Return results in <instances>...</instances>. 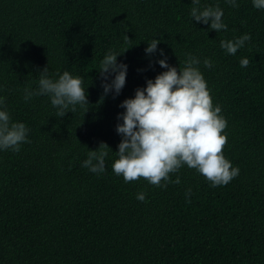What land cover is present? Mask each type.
<instances>
[{"label": "trees", "instance_id": "16d2710c", "mask_svg": "<svg viewBox=\"0 0 264 264\" xmlns=\"http://www.w3.org/2000/svg\"><path fill=\"white\" fill-rule=\"evenodd\" d=\"M238 3L201 0L224 10L228 28L215 32L192 21V0H0V96L30 130L19 152H0V264H264V10ZM243 34L251 40L236 55L220 47ZM153 38L157 53L146 56ZM110 49L128 65L115 98L98 72ZM159 49L178 71L189 55L201 61L227 120L223 154L240 169L225 186L187 166L163 188L112 170L119 105L166 70ZM46 67L81 77L89 105L60 118L47 96L26 103ZM101 143L112 152L97 175L82 162Z\"/></svg>", "mask_w": 264, "mask_h": 264}, {"label": "clouds", "instance_id": "9594fccd", "mask_svg": "<svg viewBox=\"0 0 264 264\" xmlns=\"http://www.w3.org/2000/svg\"><path fill=\"white\" fill-rule=\"evenodd\" d=\"M225 3L239 7L238 0H225ZM251 3L253 8L264 10V0H251ZM192 5L189 13L192 21L208 25L215 32L227 30L224 10L219 4L202 6L201 0H192ZM250 40V34H243L235 39L221 40L220 47L226 54L236 55ZM159 43L156 38L147 42L145 55L157 53ZM120 55L110 49L100 61L98 72L105 96H119L126 84L128 65L118 62ZM159 56L156 63L166 70L154 79H147L146 86L138 87L134 97L119 105L124 111L117 114L115 130L121 142L115 152L118 159L112 164L114 174L122 176L125 183L143 178L150 185L163 188L172 182L171 173L187 166L204 176L212 187L227 185L239 175L240 169L223 154L227 120L221 115V106H213L210 89L199 68L201 61L189 55L183 69L178 71L168 63L163 49H159ZM239 64L247 67L249 60L241 58ZM203 65L209 69L214 67L208 58ZM23 91L26 103L34 97L47 96L60 118L89 105L82 78L69 71L52 78L46 67L40 72L37 87H26ZM29 131L25 123L13 121L6 98L0 96V152H19L22 144L30 142ZM109 150L107 144L101 143L97 150L88 152L82 167L97 175L104 173ZM174 182L181 183L180 177ZM190 194L191 189H188L186 198ZM136 199L144 202L146 193H137Z\"/></svg>", "mask_w": 264, "mask_h": 264}]
</instances>
